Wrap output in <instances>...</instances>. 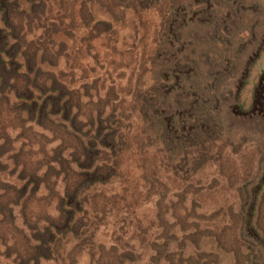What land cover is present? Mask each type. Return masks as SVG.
<instances>
[{
  "label": "rangeland",
  "instance_id": "rangeland-1",
  "mask_svg": "<svg viewBox=\"0 0 264 264\" xmlns=\"http://www.w3.org/2000/svg\"><path fill=\"white\" fill-rule=\"evenodd\" d=\"M147 3L145 10L119 5L113 12L102 0H44L33 6L26 41H34V47L45 41L58 61L54 67L43 66L50 74L35 77L40 87L34 93L47 89L54 95L52 109L58 113L52 116L57 119L53 125L67 118L61 108L70 106L79 130L74 129V137L61 131L54 135L33 126L24 114L6 118L3 100L1 138L12 152L23 153L18 165L12 163V152L0 155L7 165L0 177L11 183L25 162L35 168L37 160L45 164L42 156L58 159L60 152L66 173L61 177L67 180L70 172L80 171L69 162L79 157L81 144L104 139V129L110 127L109 132L119 135L117 146L111 150L98 144L96 149L115 165L114 173L106 176L109 170L102 167L100 182L80 185L99 220L89 234L93 246L87 247L94 258L86 248L77 264H118L132 246L138 258L127 257L122 264H166L150 257L155 249L176 256L175 238L183 224L195 228L182 247L194 258L190 264H200L197 257L203 251L217 253L208 259L211 264H235V257L245 258L240 264H253L264 249V0ZM21 5L23 11L32 7ZM101 21L112 24L110 31L102 33ZM12 81L19 88L24 84L20 78ZM3 95L13 102L10 87ZM48 179L54 182V176ZM62 187L61 182L53 186L59 194ZM51 194L41 190L31 200L36 212L48 208L53 214L57 199ZM164 201L169 210L164 220L171 227L163 233L166 246L160 238L157 249L151 242L161 232L157 217ZM175 201L184 202L180 206ZM173 213L182 221H175ZM250 219L251 225L246 223ZM137 221L145 235L135 231ZM136 235L148 242L142 244ZM10 237V244L19 240Z\"/></svg>",
  "mask_w": 264,
  "mask_h": 264
},
{
  "label": "trees",
  "instance_id": "trees-1",
  "mask_svg": "<svg viewBox=\"0 0 264 264\" xmlns=\"http://www.w3.org/2000/svg\"><path fill=\"white\" fill-rule=\"evenodd\" d=\"M102 1L107 10H112V12L119 5H122L124 9L128 7L133 10H145L148 6L147 0H134L132 4L129 3L130 0H122L124 4L113 3L116 0ZM22 2L28 4V7H32L28 11L20 10V6L24 8L21 5ZM39 3H44V0H0V104L4 100L8 106L6 109L7 116L3 115L1 111L0 114L9 118L14 115L13 112H16L15 117L18 119L24 114L23 116H25L26 121L33 122V126L39 127L43 132L55 135V132L61 131L67 136L74 137L73 134L77 132L74 129H79L73 124L76 116L70 115L71 107L63 106L61 108L63 109L62 113L67 118L64 119L65 121H58L56 125H53V123L57 122V119H53L52 116L58 113L52 109L55 106L54 95L50 96L47 93V89H43L44 91L40 89L39 91L41 92L38 94L34 93L35 89L40 87L36 84L35 77L42 73L50 74L49 70L43 69V66L51 64V67H54L58 63L57 57L52 56V51L45 41L36 43V47H34V41H26L30 32H32L31 26L34 20L30 18L36 12L33 6ZM21 13H23V16H21ZM99 23L105 25L102 33L105 30L110 31L113 27L108 21H101ZM100 31L97 32L99 33ZM19 78L24 82L21 88L16 87V83L12 81L17 82ZM49 80H54L55 82L57 80L62 81L60 79ZM9 87L13 92L14 103L8 95H3ZM49 90L51 93L58 92V88L53 90L50 88ZM69 116L71 119L68 118ZM13 120L16 121V119H9V121ZM33 126L29 128L30 131H33ZM71 127L72 129H70ZM104 130H107L104 139L98 142H89L86 145L81 144L79 157L69 162L72 165L76 164L80 168V171L70 172L71 177L67 180L62 178L63 176L61 177L62 174L66 176V173L63 171L65 160L60 152L57 155L58 159L55 156L52 158L42 156L41 159L45 161V164L43 165V163H39L37 160L35 168H28L25 162L21 165V169L18 172L19 176L11 183L0 177V258L11 260L13 264H43L42 262H48L49 264H77L78 259L83 255L82 253L86 248L93 246V236L89 237V234L95 228L99 217L94 206L83 198L82 194L85 189L80 185L83 183L86 185L87 183L86 186H89L100 182L98 178L101 176L100 171L102 167H107L109 170L106 176L115 171V165L108 164L107 160L97 155L99 152L96 149L98 144H104V147H109L112 150L118 143L119 135H113L109 132L110 127ZM34 133L37 135L36 130ZM40 138L46 139L49 142V138L46 135L45 137L42 135ZM56 139L60 138H54L53 141H57ZM0 140H2V143H0V155L12 152L11 145L8 144L7 140L1 138V134ZM87 149H90V155L86 154ZM93 150H96L95 153L92 152ZM42 151H46L45 148ZM20 152L23 153L22 149L11 153V160L14 165H18ZM69 163L68 170H71ZM6 168L7 165H3L0 162V174ZM53 176L54 182L51 184L48 178ZM71 179L74 180L68 181ZM80 179H82L81 182ZM59 182L63 184L61 194L57 193L53 188V186L56 188ZM49 184L51 188L48 187ZM41 190H45V192L50 191L51 195L54 194L56 197L57 202L55 203V207H53V214L48 213V208L36 212L33 205L30 204V202L32 203L31 200L36 199V195ZM184 193L188 194L187 191H184ZM182 202L184 201H175V204L182 206ZM128 206H132V204ZM128 206H125V208L127 209ZM16 210H18L17 215H19L21 226L16 223L18 220ZM166 212H169V210L164 201V204L158 207V216L160 218L157 217V219H160L158 227L161 232L155 235V239L151 242L152 245L158 246L157 249L160 246L158 239L164 238L161 246H166L167 244V238L165 239L163 233L171 227V224L164 220ZM172 217L175 221H182L181 216H177L174 213ZM139 222L137 221L135 231H141L145 235V230L140 226ZM246 223L251 225L252 220L250 219ZM163 224L164 227L160 228ZM190 227H193V225L183 224L180 237L175 238L178 243L177 250H180L175 253L176 256H174L173 252L164 253L162 249L161 251L155 249V252L150 257L151 261L163 258V262L166 264H190L194 260L193 256L187 255L185 251H182L183 242H187V239H190L193 234L191 233L190 235L188 233L195 230V228ZM10 233L13 237L17 236L19 240L10 244V240L13 239L10 237ZM173 236L175 235L173 234ZM135 238L139 242H142V244L146 242V237L142 238V236L136 235ZM62 241L65 243L62 244ZM66 246L70 249L69 251ZM2 247L5 249L3 250ZM133 248L132 246L130 251L122 254V257L118 258L120 261L117 259L118 264H122L127 257L131 258V260H134V257L138 258L136 255L133 257ZM220 249L222 248L220 247ZM86 254L91 259L94 258V252L91 248H87ZM214 256H218L217 253L203 251L197 258L199 260L201 258L200 264H211V260L208 259ZM248 258L245 262L248 261ZM195 260L197 262V259ZM243 260L240 261L238 257L234 258L235 264H240ZM253 260V264H257L256 260H259L260 264H264V249L257 256H254ZM0 264H4L2 259H0Z\"/></svg>",
  "mask_w": 264,
  "mask_h": 264
}]
</instances>
